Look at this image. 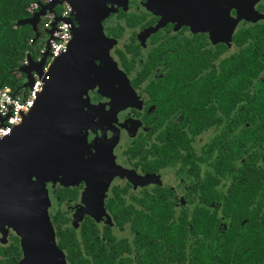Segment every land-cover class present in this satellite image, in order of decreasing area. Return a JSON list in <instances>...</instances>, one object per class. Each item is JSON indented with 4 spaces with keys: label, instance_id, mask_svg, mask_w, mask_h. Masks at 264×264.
<instances>
[{
    "label": "flooded vegetation",
    "instance_id": "1",
    "mask_svg": "<svg viewBox=\"0 0 264 264\" xmlns=\"http://www.w3.org/2000/svg\"><path fill=\"white\" fill-rule=\"evenodd\" d=\"M214 1L223 11L218 10L213 20L199 17L196 26L170 21L160 25V10L146 9L145 0H129L126 9L113 6L102 21L105 37L116 41L109 55L135 99L124 106H110L98 86L89 89V103L74 106L72 116L79 122V144H73L67 152L71 160H84L88 165L85 174L72 176L38 165L54 173L43 187L55 241L65 264L150 262L141 257L147 246L137 239L136 229L141 226L139 222L152 219L154 201L157 206L166 205L165 201L171 204L170 221H194V214L204 205L200 187L214 152L210 149L202 156V150L221 126H211L193 137L194 130L185 125L188 121H183L181 114L168 118L164 106L173 87L169 77L181 65L197 61L200 54L192 43H198L201 51L221 47L223 58L233 53L234 36L242 29H256L258 41H264V0ZM244 13L249 20L244 19ZM234 21L231 42L219 41L228 36L220 30L233 26ZM45 37L46 33L40 34L39 42ZM250 41L247 36L241 39V45L248 46ZM262 58L259 73L264 99ZM96 64L105 68L99 60ZM195 74L197 70L188 73ZM121 82L111 86V95L116 94L113 90ZM101 83L106 88V83ZM6 141L0 140V146ZM9 218L0 204V264H21V238Z\"/></svg>",
    "mask_w": 264,
    "mask_h": 264
},
{
    "label": "trees",
    "instance_id": "2",
    "mask_svg": "<svg viewBox=\"0 0 264 264\" xmlns=\"http://www.w3.org/2000/svg\"><path fill=\"white\" fill-rule=\"evenodd\" d=\"M37 1L45 5L46 0H0V87L13 92L23 85L19 68L27 52L35 59L39 43H30L35 38L30 25L17 22L32 16L29 9ZM62 10L56 6L40 18L39 35ZM247 36L250 44L242 46ZM256 36V29H242L234 36L233 53L223 58L221 47L201 51L192 43L200 54L197 61L181 65L169 77L173 87L164 106L168 118L181 114L193 137L211 126L221 127L202 150V156L214 152L200 187L204 205L194 221H170L171 204L157 206L154 201L152 219L139 222L136 229L137 239L147 246L141 257L150 261L142 264H264V99L259 73L264 41ZM195 70L197 74L188 75Z\"/></svg>",
    "mask_w": 264,
    "mask_h": 264
},
{
    "label": "water",
    "instance_id": "3",
    "mask_svg": "<svg viewBox=\"0 0 264 264\" xmlns=\"http://www.w3.org/2000/svg\"><path fill=\"white\" fill-rule=\"evenodd\" d=\"M128 1L51 0L40 6L30 18L17 22V26L30 25L36 40L39 37L37 24L41 17L53 13L55 7L63 2L71 8L72 17L66 22L71 25L72 39L67 50L51 63L45 74L42 66L46 54L39 63L27 55L29 65L19 68L26 79L22 87L33 85L31 73L35 71L43 75L44 88L29 114L4 138L7 141L0 146V204L10 214L9 221H12L13 228L21 238V264H65L55 241L48 214L49 202L43 187V182L52 180L54 173L45 172L38 165L47 169L56 168L57 172L72 176L85 174L88 165L84 164V160L81 157L71 160L67 156L70 147L77 142L79 144L76 140L79 122L72 119L74 106L89 103L88 90L102 85L101 81L106 83L104 89L108 92L114 83L125 82L123 73L109 55L116 41L105 37L102 21L113 6L126 9ZM144 6L151 11L160 10V25L170 21L196 26L199 17L213 20L215 15H219L218 10L223 11L214 0H145ZM245 14L244 19L249 20ZM60 20L53 18L48 34L53 33ZM235 23L227 26L228 29L224 27L220 30L226 31L228 36L226 39L218 38L219 41L231 42ZM219 27L212 29L218 30ZM213 39L216 38L213 36ZM98 60L105 68L96 64ZM35 128L39 130L34 132ZM34 177L37 181H34Z\"/></svg>",
    "mask_w": 264,
    "mask_h": 264
},
{
    "label": "built area",
    "instance_id": "4",
    "mask_svg": "<svg viewBox=\"0 0 264 264\" xmlns=\"http://www.w3.org/2000/svg\"><path fill=\"white\" fill-rule=\"evenodd\" d=\"M51 0H46L45 5ZM43 3V4H42ZM44 5V2L37 1L33 3L29 9V12L33 14L38 11L40 6ZM63 10L60 16H52L43 27L46 29V37L39 42L35 50L34 62L39 63L42 61L43 56L46 54L45 62L42 66L43 74H45L51 63L62 53H64L72 39L71 25L66 22L67 19L72 17L71 8L63 2L61 5ZM58 17L61 20L55 25L53 33L50 35L47 30L52 28L53 18ZM39 40V39H38ZM36 40H31V44H34ZM30 53L27 52V55ZM23 65H29L27 59L23 61ZM33 79V85L31 87L18 88L15 92L10 87H0V140L8 137L14 128L18 126L26 115L29 114L31 109L36 103L38 96L44 88V77L39 75L35 71L31 73ZM25 77V76H24ZM26 83V79L23 84Z\"/></svg>",
    "mask_w": 264,
    "mask_h": 264
},
{
    "label": "rangeland",
    "instance_id": "5",
    "mask_svg": "<svg viewBox=\"0 0 264 264\" xmlns=\"http://www.w3.org/2000/svg\"><path fill=\"white\" fill-rule=\"evenodd\" d=\"M38 31L42 32V26L38 25ZM48 31L49 30H47V32ZM24 80H25V78H23V81ZM97 86H98V88H100L102 90L103 97L108 98V102H109L108 104L110 106H124V105H127V104L131 103L135 99V96L133 95V93L129 89L127 83L124 82V81L121 82L120 87L118 89H116V90L112 89L113 92L116 93L115 95H111L108 91H106L104 89V85L103 84L102 85H97ZM102 108H104V107H102ZM114 108L115 107H113V109ZM35 129H33V130H35ZM80 137H81L80 133H78V138H80Z\"/></svg>",
    "mask_w": 264,
    "mask_h": 264
}]
</instances>
